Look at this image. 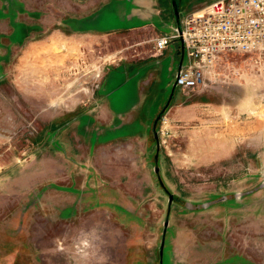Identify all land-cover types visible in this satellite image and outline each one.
I'll use <instances>...</instances> for the list:
<instances>
[{
  "label": "rangeland",
  "instance_id": "rangeland-1",
  "mask_svg": "<svg viewBox=\"0 0 264 264\" xmlns=\"http://www.w3.org/2000/svg\"><path fill=\"white\" fill-rule=\"evenodd\" d=\"M59 1L0 4V264H264V53L163 109L181 41L63 36Z\"/></svg>",
  "mask_w": 264,
  "mask_h": 264
},
{
  "label": "built area",
  "instance_id": "built-area-1",
  "mask_svg": "<svg viewBox=\"0 0 264 264\" xmlns=\"http://www.w3.org/2000/svg\"><path fill=\"white\" fill-rule=\"evenodd\" d=\"M181 38L182 60L175 75L181 90L198 88L223 54L264 53V0H212L181 20V34L154 38L162 52Z\"/></svg>",
  "mask_w": 264,
  "mask_h": 264
},
{
  "label": "crops",
  "instance_id": "crops-1",
  "mask_svg": "<svg viewBox=\"0 0 264 264\" xmlns=\"http://www.w3.org/2000/svg\"><path fill=\"white\" fill-rule=\"evenodd\" d=\"M2 1L4 0H0V4H2ZM6 1L9 4H16L18 0ZM60 1L63 4L61 3L60 5L59 3V8L60 6L63 7V11L72 14V16L61 22L58 21L57 24L59 26L71 25L80 27L82 23L89 26L84 29L78 27L72 33H67L64 30L63 33L59 30V34L63 36L67 34L72 36L75 33L106 35L136 28H154L153 32L158 36L164 34V30L159 29L162 26L176 27L173 10L171 13L168 7L159 4L158 0H73V4L68 3L67 0ZM204 3L205 0H197L192 3L191 7L194 10V8H198ZM171 20L172 24L170 23ZM110 66L111 64L109 63L107 70Z\"/></svg>",
  "mask_w": 264,
  "mask_h": 264
},
{
  "label": "water",
  "instance_id": "water-1",
  "mask_svg": "<svg viewBox=\"0 0 264 264\" xmlns=\"http://www.w3.org/2000/svg\"><path fill=\"white\" fill-rule=\"evenodd\" d=\"M170 3H171V7H172V10H173V13H174V17H175V23H176V30L178 32V34L180 35L181 34V22H180V17H179V11H178V8H177V3H176V0H170ZM179 40L181 41V38L179 37ZM175 88H176V85L175 83L173 84L172 86V89H171V94L169 96V99L167 101V103L165 104V106L163 107V109H165L170 100L172 99L173 97V94H174V91H175ZM162 112H159L158 115L156 116V120H158L161 116ZM156 135V133H155ZM156 140H157V137H156ZM159 143H158V140H157V147H158ZM157 167H155V171H157ZM172 200V196L169 195V202Z\"/></svg>",
  "mask_w": 264,
  "mask_h": 264
}]
</instances>
